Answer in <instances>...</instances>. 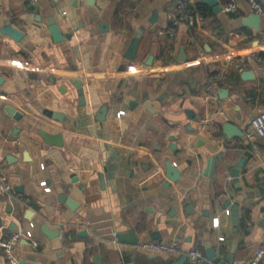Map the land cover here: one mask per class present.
<instances>
[{
	"label": "crops",
	"instance_id": "crops-1",
	"mask_svg": "<svg viewBox=\"0 0 264 264\" xmlns=\"http://www.w3.org/2000/svg\"><path fill=\"white\" fill-rule=\"evenodd\" d=\"M185 1L189 18L170 36L179 0H0V164L13 188L11 200L0 192V238L32 232L14 247L19 264H194L136 248L173 237L209 261L210 247L234 264L264 250V136L247 137L264 111V15L256 28L249 0H218L234 3L230 12ZM52 18L71 37L55 41ZM8 22L20 40L1 32ZM212 73L220 78L209 93ZM78 83L89 114L108 107L97 132L48 113L77 119ZM229 122L242 137L226 134ZM242 159L238 190L231 173ZM169 164L178 180L167 178ZM239 194L236 223L224 203ZM42 224L60 232L61 246ZM128 229L137 245L118 240ZM0 264H11L1 250Z\"/></svg>",
	"mask_w": 264,
	"mask_h": 264
},
{
	"label": "water",
	"instance_id": "water-1",
	"mask_svg": "<svg viewBox=\"0 0 264 264\" xmlns=\"http://www.w3.org/2000/svg\"><path fill=\"white\" fill-rule=\"evenodd\" d=\"M203 2L209 4L210 6H212L214 8L215 11L217 12H221L222 11V7L219 5L218 0H203ZM94 2H92L93 4ZM157 13L154 12L153 14V20L156 18ZM247 23L251 24L252 26L259 28L260 26V22H261V15L257 14V13H253L252 16L247 18ZM105 27L107 26V24L104 25ZM49 28H50V32L54 38L55 41H62L66 38L71 37L70 34H64L58 23L56 22V20L54 18H52L50 20V24H49ZM1 32L5 33V34H9L10 36H12L14 39L16 40H20L23 37V33L18 30L17 28L13 27L12 24H10L9 22L6 23L2 28H1ZM138 45V41L135 40L134 41V46L131 48V50L127 53V56L133 58L135 51H136V47ZM186 54L184 51V48L181 49V53L179 56V63H183L185 60ZM151 61V58H150ZM251 75V74H249ZM78 87V93H79V105H80V115L77 117V119H71L69 117L66 118L65 114L62 113H58V112H48L49 114H51L52 116H54L56 119L58 120H66L68 121L69 124L75 125V124H79L82 125L83 129L86 130H90L91 132L94 133L97 132V129L100 127V123L103 122L106 119V114L108 111V107L107 106H102L101 108H99L95 114H89L87 112V102H86V98H85V94H84V87L82 86V83H78L76 84ZM145 106L147 109H149L152 112H156L160 110V104L159 102L156 101H147L145 103ZM16 116H19V114H16ZM95 120H97V126L95 125ZM225 132L229 137H233V136H239L242 137L243 136V132H241L240 130H238L237 128H235L234 124H232L231 122L226 123L225 126ZM55 138V140H58V142L60 143V138L61 135L58 134ZM111 150V156L109 158L108 161V169L111 173V175H114V172L117 170L118 168V164L114 165L113 161L116 158V150L115 148H110ZM119 159V158H118ZM216 160H213L210 164L209 170L207 172V174L209 176H213V171H214V166H215ZM244 159L240 160L237 162L234 170L232 171V177H234V181L236 183V186L239 188L238 190H240V171L241 168L244 166ZM176 168L173 164H169V167L167 169L168 173H167V178L169 180H178L180 178V174L177 173ZM110 175V174H109ZM104 174L101 175V182L104 185ZM109 177V176H108ZM61 200H64L67 202V204L69 206H71V208H74L76 205V202L72 199L69 198L68 196H66L65 194H63ZM243 200V196L242 195H238L237 199L235 202H232V200L228 199L226 200V202L224 203L225 207H230L232 206V213L234 216V219L236 221V223L239 221V214H238V209L240 206L241 201ZM190 210L193 211L194 210V206L191 205L187 208V211L190 213ZM203 215L208 217L209 216V212H203ZM42 229L43 231L54 241V243L57 245V247L61 246V241H60V232L59 231H54V230H49L44 224H42ZM118 240L122 241V242H127L133 245H137L138 241H139V237L136 234V232L134 231V229H128V230H123L118 232ZM207 256L209 257V259L215 263V264H234V259L232 257H227L225 260H222L218 255H217V251L213 248H207ZM187 256L184 255L183 258H186ZM131 264V263H130Z\"/></svg>",
	"mask_w": 264,
	"mask_h": 264
},
{
	"label": "built area",
	"instance_id": "built-area-1",
	"mask_svg": "<svg viewBox=\"0 0 264 264\" xmlns=\"http://www.w3.org/2000/svg\"><path fill=\"white\" fill-rule=\"evenodd\" d=\"M250 5L255 13L259 15H264V5L259 0H249ZM185 0H179L178 5L176 6V14L174 18V26L168 28L170 36L175 33L176 25L180 22L186 21L189 18L188 8ZM236 8L234 3L225 4L222 9L225 12H230ZM218 74H209L208 79L206 81V89L209 93H213L216 86L218 85L219 80ZM125 111L122 110L119 114H124ZM256 136H264V111L256 114L251 118L250 121V130L247 133V137L250 140H253ZM176 165V163H174ZM43 167L44 164H41ZM44 183V182H43ZM12 185L8 180V176L3 170L2 165L0 164V192L8 199L11 200L12 195ZM227 214H230V210H226ZM218 219L215 218L214 225H218ZM35 226L34 222H30V227L33 228ZM116 235V234H115ZM22 237L32 238L33 234L30 230L23 231L18 230L14 232L8 238H0V250L6 255L9 262L11 264H19L18 258L14 254V247L20 241ZM220 239H224V237H220ZM34 245H38L37 240H33ZM136 248L141 251L150 252V253H166L170 255H178V254H187L190 260L194 264H215L209 261L204 254L203 250L197 247H193L191 249H185L182 246L180 238L173 237L169 240H149L142 243H139ZM264 254V250H258L256 257L254 260L245 263V264H258Z\"/></svg>",
	"mask_w": 264,
	"mask_h": 264
}]
</instances>
